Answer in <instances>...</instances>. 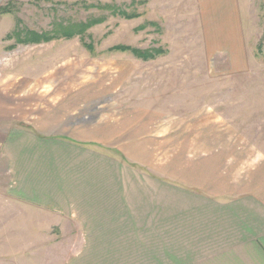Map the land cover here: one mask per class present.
I'll return each instance as SVG.
<instances>
[{
	"label": "rangeland",
	"instance_id": "rangeland-1",
	"mask_svg": "<svg viewBox=\"0 0 264 264\" xmlns=\"http://www.w3.org/2000/svg\"><path fill=\"white\" fill-rule=\"evenodd\" d=\"M94 19L104 21L71 39H7ZM117 46L167 53L144 61ZM0 117L49 144L79 142L89 152L80 168L98 176L110 169L140 186L141 177L169 179L208 193L227 181L242 187L264 162V0H0ZM3 209L0 264H65L81 245L71 221L48 214L46 231L23 232V219L11 226Z\"/></svg>",
	"mask_w": 264,
	"mask_h": 264
},
{
	"label": "crops",
	"instance_id": "crops-1",
	"mask_svg": "<svg viewBox=\"0 0 264 264\" xmlns=\"http://www.w3.org/2000/svg\"><path fill=\"white\" fill-rule=\"evenodd\" d=\"M9 121L0 117L2 215L15 226L18 214L23 232H41L42 224L46 231L48 214L76 224L81 245L65 264H264V162L242 187L227 181L216 193L179 189L169 179L156 186L147 177L137 186L135 177L110 175V169L96 175L90 162L83 171L79 160L89 152L79 142L55 136L49 144L38 131ZM64 150L76 160L65 159ZM105 162L112 169L114 162ZM143 181L150 191H143Z\"/></svg>",
	"mask_w": 264,
	"mask_h": 264
},
{
	"label": "trees",
	"instance_id": "trees-1",
	"mask_svg": "<svg viewBox=\"0 0 264 264\" xmlns=\"http://www.w3.org/2000/svg\"><path fill=\"white\" fill-rule=\"evenodd\" d=\"M134 4V3H133ZM136 5H143L146 4L145 1L136 2ZM100 10H108L113 15L121 16L127 20L137 19L142 17V14L138 13H129L125 10H121L120 8L114 6V5H101L99 4L97 6ZM9 8H4V11H7ZM8 12V11H7ZM104 21V19H94L91 21H88L87 23H80L75 24L71 26H64L63 24H59L57 26V29L53 32H44L42 34L34 31H24L20 29H16L13 33L9 34L7 36L8 40L15 39L18 43L21 44H40L43 42H51L53 40H58L61 38L71 39L77 35H83L89 28H91L94 25L100 24ZM150 26H156L155 23H148ZM143 28H146L143 26ZM25 34V37H22V34ZM91 48V46H89ZM112 50L121 51V52H131L135 57L143 59L144 61L154 60L158 56L163 55L167 53L166 50H148L143 51L139 49H135L133 47H127V46H117L114 47Z\"/></svg>",
	"mask_w": 264,
	"mask_h": 264
}]
</instances>
